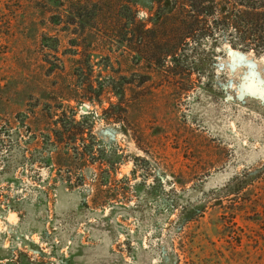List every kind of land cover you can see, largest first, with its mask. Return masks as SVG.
<instances>
[{
	"label": "rangeland",
	"instance_id": "rangeland-1",
	"mask_svg": "<svg viewBox=\"0 0 264 264\" xmlns=\"http://www.w3.org/2000/svg\"><path fill=\"white\" fill-rule=\"evenodd\" d=\"M65 10L0 0V264H264V56L176 70Z\"/></svg>",
	"mask_w": 264,
	"mask_h": 264
},
{
	"label": "trees",
	"instance_id": "trees-1",
	"mask_svg": "<svg viewBox=\"0 0 264 264\" xmlns=\"http://www.w3.org/2000/svg\"><path fill=\"white\" fill-rule=\"evenodd\" d=\"M47 2L69 7L70 10H65L68 16L78 20L83 27L89 25L92 31L98 30L108 36L118 31L123 37L120 40L123 45L127 36L138 30L142 33L140 48L158 52L165 47L157 54L158 62L162 63L163 58L175 69L178 65L186 70L200 69L206 60L204 57L193 59V55L197 50L205 53L203 41L207 38L226 40L234 49L264 56V0H151L156 15L150 28L136 19L133 7L138 4L137 0ZM136 35L138 37V33ZM201 47L203 51H200Z\"/></svg>",
	"mask_w": 264,
	"mask_h": 264
},
{
	"label": "water",
	"instance_id": "water-1",
	"mask_svg": "<svg viewBox=\"0 0 264 264\" xmlns=\"http://www.w3.org/2000/svg\"><path fill=\"white\" fill-rule=\"evenodd\" d=\"M84 110H87V108H86V107H84Z\"/></svg>",
	"mask_w": 264,
	"mask_h": 264
}]
</instances>
